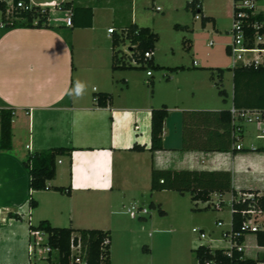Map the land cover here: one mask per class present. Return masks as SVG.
<instances>
[{"label": "crops", "instance_id": "obj_1", "mask_svg": "<svg viewBox=\"0 0 264 264\" xmlns=\"http://www.w3.org/2000/svg\"><path fill=\"white\" fill-rule=\"evenodd\" d=\"M74 1L93 7L92 27H70L66 24L70 12L57 6L50 7V22L64 25L62 29L0 28V108H15L13 147L0 149V264L38 262L30 248L34 241L31 226L42 220L58 227L110 231L114 264L118 238L131 237L130 252L141 243L143 234L131 226L145 216L131 212L147 208L144 197L151 190L153 169L228 170L237 191L255 190L264 196V119L245 121L240 140L235 138L229 151L207 149L221 141L222 121L216 116L184 126L185 111L231 110L234 106L232 95L230 106L219 107L213 94L218 87L210 69L208 75V69L196 61L193 67L156 64L157 47L153 59L163 69L165 80L155 83L154 73L148 74L150 67L141 78L134 75L135 68H113L110 27L120 32L136 23L155 31L144 11L158 10V6L163 11L157 2L171 12L179 11L189 0ZM54 9L63 15L56 16ZM233 13V0H203L201 16L213 17L214 25ZM146 79L152 89L145 85ZM77 82L85 85L80 93L75 91ZM100 93L112 95L107 106L97 104L95 97ZM163 105L168 107L164 149L152 151V109ZM135 144L145 149L135 150ZM54 147H67L71 152L57 157L50 188L31 190L25 160L30 152ZM53 186H70L71 193ZM226 194L231 200V192L223 199ZM31 195L38 201L35 208L30 206ZM57 251L54 257L58 260ZM245 254L264 258V246L258 244L256 234L246 236Z\"/></svg>", "mask_w": 264, "mask_h": 264}, {"label": "trees", "instance_id": "obj_2", "mask_svg": "<svg viewBox=\"0 0 264 264\" xmlns=\"http://www.w3.org/2000/svg\"><path fill=\"white\" fill-rule=\"evenodd\" d=\"M20 1L30 3L31 0H13V10L9 15L20 17L26 22L15 23L8 20L7 14L4 12L3 21L5 25L2 29H10L16 27H38V28H57L62 29L64 25L54 26L50 22L51 10L49 7L42 8L40 5H34L32 10H22L17 8ZM203 0H189L186 5L187 10H191L196 16L202 13ZM201 4V8L197 5ZM6 5L3 7L6 11ZM61 9L70 11L72 25L70 27H92L94 10L92 6L77 5L74 0L63 1L58 5ZM202 24L205 26L207 22H214L213 17L201 16ZM1 28V27H0ZM175 28L185 29L188 26L176 24ZM159 40V34L152 28L147 26H139L131 23L121 29L120 32L113 33V68H146L158 67L154 63V59L148 60L147 65H133L128 61L122 45L129 42L133 45L132 56L138 60L144 58L146 51L154 52L156 43ZM212 69V68H210ZM233 104L238 109H252L264 111V65H238L233 67ZM219 73L220 80L215 81L214 74L217 73L213 69L212 78L215 81L219 94L227 99V90L221 88L223 70ZM97 104L107 106L112 101V95L109 93L97 94ZM15 108H0V124H1V140L0 149L11 150L13 147V118ZM168 115V107L163 105L159 108L152 109V142L150 149L157 151L164 149L163 129L164 122ZM208 115L216 116L222 121L223 131L220 132L221 141L217 146H210L208 150L229 151L235 141L233 136L234 124L233 115L230 109L222 110H193L185 111L184 126L192 124L194 121H204ZM187 147V146H185ZM135 150H144L145 146L135 144ZM71 149L67 147H54L48 150L30 152L25 165L30 173L31 190L48 189V182L56 177L57 157L63 154H70ZM53 189L70 194L71 187L53 186ZM153 191L174 190L181 194L190 193L192 199L196 202H207L212 199L214 194L219 196L222 207L226 202L223 197L225 193L231 192L233 195V226L235 229L240 227L242 222L241 210L247 206L246 202L241 200V194L244 192H256L255 190L237 191L233 187V175L228 170H161L153 169L152 184ZM264 206V196L261 197ZM155 203H152V206ZM30 206L35 208L38 201L33 195L30 198ZM161 213H165L161 209ZM18 216V215H17ZM33 229H42L49 233V244L57 249L60 253V264H73L71 260V238L73 233H78L84 245L87 247V264H111V232L102 229H74L72 227L53 226L49 220H42L37 226L32 225ZM257 242L260 246H264V229H260L255 233ZM109 242H106V239ZM244 239V238H243ZM242 240V239H241ZM198 264H206L207 261H215L216 264H256L259 259H252L244 256L242 252L233 250L232 254L226 252L223 248H212L206 244H200L194 249Z\"/></svg>", "mask_w": 264, "mask_h": 264}, {"label": "rangeland", "instance_id": "obj_3", "mask_svg": "<svg viewBox=\"0 0 264 264\" xmlns=\"http://www.w3.org/2000/svg\"><path fill=\"white\" fill-rule=\"evenodd\" d=\"M157 5H161L164 10L149 8L144 11L145 13L143 12L147 23L160 34V40L156 44V64L193 67L196 61L200 68L208 69V75H210V68H212L211 74L213 69H216L217 73L212 74L215 81L220 80L219 73L223 70L221 88L228 92L227 101L219 94L218 89H215L213 94L219 107L230 106L234 85L233 59L226 45L233 39L230 32L233 16L224 15L219 24L207 22L204 26L202 20L196 19L191 10L183 8L171 12L165 4L157 2ZM261 9L264 11V0H259L257 3V10ZM54 10L56 16L63 15L58 10ZM6 18L15 23L26 22L17 16L7 15ZM176 24H182L188 28L177 29ZM211 42L214 45H210ZM126 59L132 63L129 55ZM135 70L137 73L134 75L141 78L142 75L144 77L147 69L138 67ZM151 70L155 75V83L161 79L165 80L163 69L151 67ZM187 79L190 78L187 77ZM145 83L152 89L148 79ZM230 198V195L226 194L225 207L216 208L213 204L208 206L207 202L194 201L190 193L181 194L174 190L153 191L149 188L144 197L149 213L144 214L145 217L135 219L137 224L133 223L131 226L143 234L141 243L130 252L128 242L132 240L131 237L118 238L114 264H134L136 261H140L141 264H196L194 249L200 244H211L216 248L228 246L229 243L226 241L210 242L209 239H201L193 228H202L211 233L212 237H219L221 228L217 226V221L223 218L228 223L227 226L231 221ZM218 200V197H212V201ZM152 203L155 205L152 206ZM161 209L165 211L164 214L161 213ZM56 255L58 256V252Z\"/></svg>", "mask_w": 264, "mask_h": 264}, {"label": "built area", "instance_id": "obj_4", "mask_svg": "<svg viewBox=\"0 0 264 264\" xmlns=\"http://www.w3.org/2000/svg\"><path fill=\"white\" fill-rule=\"evenodd\" d=\"M259 0H233L234 13H233V25L231 28L232 41L227 45V51L233 59V67L238 65H264V11L257 10V3ZM6 6V11L3 7ZM60 3L56 0L43 2L40 4L42 8L57 7ZM32 2L26 3L20 1L17 8L22 10H32ZM13 0H0V27L3 28L5 22L3 21L4 12L9 15L13 10ZM197 8H201V4L197 5ZM161 10V7H157ZM70 12V11H69ZM196 18H201V14L198 13ZM66 24L72 25L71 13L66 18ZM110 33L118 32L117 28L112 26L109 28ZM210 45H214L213 42ZM122 50L128 54L131 58L133 65L141 66L147 65L148 60L153 59L154 52L152 50L146 51L144 58L138 60L132 56L133 45L129 42L122 45ZM148 74L152 75L151 69L148 70ZM98 100L97 96L95 97ZM234 124V136L239 141L242 134V124L245 121H262L264 119V111L252 110V109H238L235 106L231 108ZM238 149H242L240 143L237 144ZM262 194L256 192H244L241 194V200L247 203V206L241 210L242 222L238 229L233 226V219L230 222L229 227L226 226L225 220L220 219L217 221V226L221 228L219 237L214 238L211 233H208L202 228H193V231L199 235L201 239H209L210 242L226 241L228 246L223 247L227 253L232 254L233 250L242 252L245 254V238L248 234H255L262 229L264 224V206L262 204ZM219 198V197H218ZM208 206L213 204L216 208H222L220 199L215 202L207 201ZM231 212L233 208V197L230 202ZM139 213H149L148 208H137L131 212L132 216H138ZM32 236L34 238L31 244V253L33 258L38 262H31L29 264H60L59 259L54 257V251L57 250L49 244V233L42 229H33ZM46 238V239H45ZM244 238V239H243ZM242 239V240H241ZM46 240V241H45ZM109 242V239H106ZM212 247L211 244H206ZM71 260L73 264H87L88 250L84 245L81 236L78 233H73L71 238ZM216 248V247H212ZM222 248V247H220ZM58 255L60 258L59 251ZM247 257V256H246ZM206 264H216L215 261H207ZM256 264H264V258L259 259Z\"/></svg>", "mask_w": 264, "mask_h": 264}, {"label": "clouds", "instance_id": "obj_5", "mask_svg": "<svg viewBox=\"0 0 264 264\" xmlns=\"http://www.w3.org/2000/svg\"><path fill=\"white\" fill-rule=\"evenodd\" d=\"M84 88H85L84 84H82L81 82H77L75 86V91L77 93H80Z\"/></svg>", "mask_w": 264, "mask_h": 264}]
</instances>
